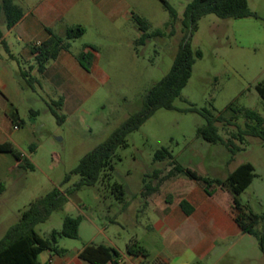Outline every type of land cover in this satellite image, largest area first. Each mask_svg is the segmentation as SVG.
<instances>
[{
  "label": "rangeland",
  "instance_id": "1",
  "mask_svg": "<svg viewBox=\"0 0 264 264\" xmlns=\"http://www.w3.org/2000/svg\"><path fill=\"white\" fill-rule=\"evenodd\" d=\"M167 1L177 12L175 23H171L160 0H134L132 11L147 21L148 32L162 31V35L150 38L144 45L135 44L142 32L133 18L116 27L107 24L103 30L89 23L86 33L71 41L72 51L79 54L86 43L94 44L92 58L94 54L98 56L109 79H96L92 87H77L78 97L58 109L64 116L62 123L48 110L39 89L37 95L26 89V97L32 100H17L24 121L15 135L20 145L11 152L0 153V239L18 222L30 202L58 188L68 193L67 203L63 210L53 212L37 226L43 237L50 239L53 230H60L64 217L81 216L79 238L59 237L60 247L74 251L94 237L97 243H108L103 230L120 243L121 249L125 242L136 244L135 237L145 236L147 225L141 192L156 190V185L167 179L172 160L201 176L219 179L250 162L255 176L239 199L246 213L264 215V141L254 136L233 137L246 123L243 114H238L235 126L217 123L219 134L233 140L239 148L233 154L226 145L207 142L198 135V127L206 120L190 110L213 108L215 115L230 116L233 113L227 108L233 103L238 108L253 109L264 118V102L256 90L257 83L264 80V0H248L256 16H203L190 35L192 49L200 50L202 57L193 65L190 79L174 102L175 109L156 111L130 133L112 157L113 169L94 186L76 190L79 175H71L65 182L87 153L142 109L147 91L170 71L187 34L183 13L192 0ZM161 148H167L173 159L155 160V153ZM17 155L21 156L19 164ZM115 184L124 187L123 197ZM255 229L261 231L262 222ZM253 240L255 245L245 249L260 252L258 239L254 236ZM240 249L234 251V256L239 255ZM47 254L42 252L39 260ZM225 264L246 263L227 259ZM252 264L260 262L253 260Z\"/></svg>",
  "mask_w": 264,
  "mask_h": 264
},
{
  "label": "crops",
  "instance_id": "2",
  "mask_svg": "<svg viewBox=\"0 0 264 264\" xmlns=\"http://www.w3.org/2000/svg\"><path fill=\"white\" fill-rule=\"evenodd\" d=\"M15 4L22 8L23 17L10 29L0 11V30L14 56L10 57L0 48V144L8 142L18 148L20 140L15 135L24 121L17 100L26 97L27 89L19 71L35 66L32 47L46 41L51 33L63 36L71 26L81 25L86 33L89 23H95L103 30L107 24L118 26L133 18L135 13L132 11L134 0H21ZM0 47H3L1 42ZM94 48V44L86 43L83 51L92 52ZM78 56L71 46L51 60L43 73L33 69L32 75L39 84L35 90L31 89L32 93L37 95L39 89L46 104L62 98L68 106L78 97L77 87H92L96 79L100 82L109 79L96 54L88 70L81 65ZM20 162L17 160V164ZM156 186V190L141 192L147 225L144 226L145 236H137L135 240L146 256L128 253L127 246L134 244L131 241L125 242V248L121 249L120 243L103 230L108 242L103 244L114 247L119 253L109 264H225L227 259L246 264L256 260L264 264L261 250L245 249L256 242L254 236L244 233L236 222L233 197L229 192L215 188L209 195L198 182L183 176L167 178ZM183 200L193 207L190 215L181 208ZM96 240L94 237L87 243L100 244ZM239 247V255L234 256ZM82 248L67 249L68 253L62 256L47 251L40 263L89 264L78 257Z\"/></svg>",
  "mask_w": 264,
  "mask_h": 264
},
{
  "label": "trees",
  "instance_id": "3",
  "mask_svg": "<svg viewBox=\"0 0 264 264\" xmlns=\"http://www.w3.org/2000/svg\"><path fill=\"white\" fill-rule=\"evenodd\" d=\"M160 1L169 13L171 23H175L178 16L176 10L167 0ZM0 11L3 14L5 25L9 29L23 17L22 8L15 4L13 0H0ZM212 13L222 19L256 16L250 10L248 0H192L183 13V24L187 29V34L170 71L147 91L143 98L142 109L130 115L105 141L87 153L80 160L78 166L66 176L65 182L70 180L71 175H79L80 181L75 186L76 190L83 186H94L104 175H107L106 172L108 170L113 169L112 157L117 149L126 143L130 133L138 130L156 111L160 109H175L174 102L190 79L193 65L197 59L202 57L200 50L195 51L192 49L191 36L188 37V34L197 29L198 21L203 16ZM133 19L142 32L135 42L137 46L144 45L154 36L162 35L160 30L149 33V25L141 16L133 14ZM84 33L85 28L83 26H71L66 29L63 36L51 33V36L46 41L33 46L32 52L35 54V66H31L28 70L21 69L19 71L24 87L35 90L39 80L32 75V70L36 69L37 72L43 73L51 60L56 59L63 50H69L71 41L82 37ZM0 42L9 53V56L14 57L3 39L1 30ZM92 59L90 52L82 51L78 56L79 62L86 70L90 68ZM256 90L264 102V80L257 83ZM63 102L64 100L61 98L58 101L48 103V110L57 118L59 123L64 121V116L58 112ZM190 110L198 112L206 120V124L198 127V135L207 142H220L226 145L233 154L239 148L233 140L224 139L219 134L217 123H223L224 126H235V119L238 114H243L246 123L244 128H240L233 137L243 139L244 136H254L264 141V118L253 109L238 108L232 103L227 108L233 113L230 116L215 115L213 108H191ZM35 113L34 111L31 112V114ZM13 150L14 147L8 142L0 144V153ZM20 157L17 155V160H20ZM166 159H173L171 152L167 148H161L156 151L155 160L163 161ZM171 164L173 167L166 175L167 178L183 176L194 180L202 185L209 195L213 194L215 188L229 192L233 197L236 222L244 233L253 235L258 239L260 249L264 254V215L246 213L239 199V196L250 186L255 176V168L250 162L240 164L225 179L201 176L194 170L176 164L173 160ZM115 188L119 190L122 197L125 195L124 187L121 184H115ZM2 189L3 187L0 185V191ZM67 196V192L54 188L44 196L30 202L28 207L21 211L18 222L12 225L0 239V264H41L39 256L44 251H50L61 256L68 253L66 248L58 245V238H79L81 216L64 217L62 228L53 230L50 239L43 237L36 230L37 226L46 222L53 212L63 210L67 203ZM180 205L187 215L193 212V207L186 200H183ZM259 222H262L261 231L255 229ZM127 252L146 256L143 248L138 247L137 244L127 246ZM118 255V251L110 245L84 243L78 257L89 264H109L113 263Z\"/></svg>",
  "mask_w": 264,
  "mask_h": 264
},
{
  "label": "built area",
  "instance_id": "4",
  "mask_svg": "<svg viewBox=\"0 0 264 264\" xmlns=\"http://www.w3.org/2000/svg\"><path fill=\"white\" fill-rule=\"evenodd\" d=\"M37 45H39V44H37ZM15 128H18V125H16ZM143 264H146V263H143Z\"/></svg>",
  "mask_w": 264,
  "mask_h": 264
},
{
  "label": "water",
  "instance_id": "5",
  "mask_svg": "<svg viewBox=\"0 0 264 264\" xmlns=\"http://www.w3.org/2000/svg\"><path fill=\"white\" fill-rule=\"evenodd\" d=\"M190 35H191V33H189V36H190ZM189 36H188V37H189Z\"/></svg>",
  "mask_w": 264,
  "mask_h": 264
}]
</instances>
